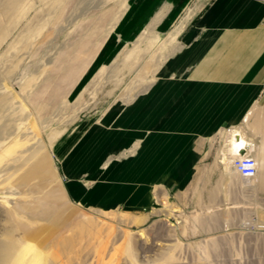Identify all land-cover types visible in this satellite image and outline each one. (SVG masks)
<instances>
[{"label": "rangeland", "instance_id": "1", "mask_svg": "<svg viewBox=\"0 0 264 264\" xmlns=\"http://www.w3.org/2000/svg\"><path fill=\"white\" fill-rule=\"evenodd\" d=\"M124 1L23 0L16 7L10 6V0H0L3 4L0 8V95H9L19 108L13 116L16 118L13 128L1 139L0 162L12 144L17 152L33 150L32 157L23 162L27 164L21 165L22 169L15 170L18 166L10 163L0 170V244L5 247L7 257L0 264H264V169L257 189L242 187L240 178H234L229 184L220 158L215 160L217 151L210 163L216 161L218 165L208 168V162L203 164L202 159L198 160L192 169L194 174L188 176L192 181L188 183L176 184L169 172L174 169L165 171V167L156 183H129L119 172L116 176L112 174L115 164L131 160L138 152L115 159L107 168H98L96 173H90L89 168L79 172L80 165L74 171L73 163L72 173L65 170L75 153L81 154L90 145L95 128L99 131L107 126L105 130L115 135L131 134L135 130L133 123L126 124L132 120L126 113L139 102L140 96L132 98L130 106L125 105V100L135 87L134 70L142 62H128L131 69L120 62L110 65L124 49L107 47L116 28L109 37L101 39L103 45L98 57L91 66L82 69V76L65 88L62 84L64 70L74 59L75 51L70 47L73 39L91 34L89 43L95 45ZM105 12L110 16L107 21L103 18ZM71 17L77 18L73 25L68 24ZM63 27L67 29L61 31ZM165 38L149 34L147 42L153 41V46L145 42L136 46L138 59L173 55V49L159 48ZM77 46L75 50L80 48ZM92 50L81 48L82 55H78L74 66L86 61ZM105 65L109 67L107 70ZM102 69L106 71L100 74ZM148 76L143 80L146 86L152 84V77ZM54 100L59 107L52 108ZM251 113L249 123L260 126L259 130L246 123L239 127L244 128L250 139L258 136V141L264 142V106ZM135 121L138 123L137 118ZM147 131L142 126L140 133H144L145 140ZM54 136L57 139L51 143L50 138ZM221 150L217 152L218 157ZM86 155L81 157L88 163ZM47 157L49 168L42 169L39 166ZM44 183L46 186L41 190ZM128 185L135 191L147 188L151 198L146 199V205H90L89 194L92 196L98 190L101 193L108 187L112 195L114 192V200H120L117 193ZM27 186L30 190H26ZM32 191L36 194L35 201L48 192L57 195L55 206L60 220L57 225H45V230L38 228L37 231L34 224L29 237L18 227L13 212L18 209L24 215L34 206ZM125 192L127 197L134 194V190ZM28 198L30 206H21ZM31 247L35 251H27ZM36 253L41 255L40 263L33 262Z\"/></svg>", "mask_w": 264, "mask_h": 264}, {"label": "crops", "instance_id": "2", "mask_svg": "<svg viewBox=\"0 0 264 264\" xmlns=\"http://www.w3.org/2000/svg\"><path fill=\"white\" fill-rule=\"evenodd\" d=\"M123 3L126 4L124 10L109 20V28L95 45L89 43L91 34L73 39L72 44L80 47L73 53V58L82 55L81 48H93L91 55V52L85 51L88 54L84 66L79 67L81 73L85 66H91L98 57L103 45L101 39L109 37L115 28L107 47L119 46L124 49L111 64L124 58L144 32H152L158 37L166 36L159 48H171L174 53L161 67L160 79L164 84L155 90L152 112L154 127L151 132L147 131L153 134H146L148 139L145 140L144 135L138 133L143 111L148 106L133 107L128 110L126 117L132 119V127L136 130L134 133L137 132L138 135H133L132 131L118 143H113V147L109 148L110 152L109 149L105 152L108 157L105 158L104 165L96 162L103 152L99 147H91L92 145L84 147L87 152L75 153L72 157L74 161L70 160V164H75L74 171L80 165L79 172H85L84 168H89L90 173H96L98 168L105 165L104 168H107L115 159L121 160L138 152L131 160L115 164L112 174L116 176L119 172L120 177L124 176L122 179L129 183H156L161 176V169L165 167V171L174 169L169 172L176 184L182 181L188 183L192 181L188 176L194 174L192 169L195 162L202 159L203 164L208 162V168L218 165L216 161L211 165L210 159L215 151L222 149V143L225 144V132L246 121L248 124L249 113L264 106V0H125ZM123 3L118 5V10ZM108 15L104 18L106 21L110 17ZM115 18L118 19L117 22ZM73 61L67 67L69 70L74 65ZM81 76L79 74L78 77ZM136 118L138 123H134ZM106 128L108 127L103 126L104 130ZM255 139L258 140V136ZM141 141L144 142L141 150L139 145L118 157L110 155L135 142L140 144ZM217 152L215 160L221 155L220 152L218 157ZM86 153L88 163L81 157ZM70 164L65 170L72 173ZM39 167L49 168L48 157L43 159ZM178 175L180 176L177 178ZM28 187L26 190H30ZM34 189L32 188L33 191ZM127 189L134 190V194H128L127 197ZM146 190L147 188H143L135 191L134 187L128 185L117 193L121 199L114 200V192L112 195L111 190L106 187L101 193L100 190H95L97 192L92 196L89 194L92 202L88 198L90 205L110 207L122 204L124 207H134L146 205V199L151 198ZM33 191L32 200L36 195ZM31 199L28 198L21 206L28 208ZM57 202V195L48 192L37 199L34 206L26 210V214L22 215L18 209L14 211L13 219L25 235L32 237L34 224L38 231V228L45 230V225L59 223L60 216L55 206Z\"/></svg>", "mask_w": 264, "mask_h": 264}, {"label": "bare ground", "instance_id": "3", "mask_svg": "<svg viewBox=\"0 0 264 264\" xmlns=\"http://www.w3.org/2000/svg\"><path fill=\"white\" fill-rule=\"evenodd\" d=\"M23 1V0H10V6H18V4ZM126 3V2H125ZM72 4V3H70ZM79 5V4H78ZM126 4L123 3V6H121L120 8V12H122L124 10V7H125ZM3 6V4H0V8ZM87 6V5H86ZM88 8V6H87ZM82 12V11H81ZM108 12L104 13L103 15V18H105V16L107 15ZM0 14H1V11H0ZM120 14V13H119ZM74 16V15H72ZM75 17V16H74ZM72 18V19H71ZM68 21V24H75L77 21L76 19L73 17H71ZM116 20V18H115ZM114 20V21H115ZM118 20V19H117ZM116 20V22H117ZM115 22V23H116ZM67 28H62V30H65ZM152 32H149V31H146L144 32L140 38H138L137 42H135V46L133 48H131L130 50H128L126 52V55L124 58H121L118 60L115 61V63L118 64V62H120L122 65L128 67L129 65V68L131 69V65L128 63V62H142L141 64L139 63V65L136 67V69L134 70V76H135V87L131 90V93L128 94L129 95V98H127L125 100V105L128 106L129 104L131 105V102L134 100L132 98L135 97V99L139 98L140 96V100L139 102L137 103H134V107L138 106L139 108H141L142 106H145L146 103L150 102L149 106L143 111L144 113V116L141 120V128L142 126L144 127H148L149 131L148 132H151L153 130V127H154V124H153V101H154V94H155V90L156 88H159L160 86H162L164 83L163 81H161L160 79V71H161V67L164 66L166 63L165 61L168 60V58H163V57H158L157 58H153V59H147V60H139L138 59V50L136 48V46L138 45H141V43H147L149 44L150 43V46H153V41L152 42H147L149 41V34H151ZM86 36V35H85ZM170 39V38H169ZM146 44V45H147ZM71 48H74L73 51H75V46L73 44L70 45ZM148 47V46H147ZM177 48V47H176ZM154 49V48H153ZM151 49V50H153ZM72 51V52H73ZM125 51V50H124ZM124 51H122L124 53ZM145 51V50H144ZM147 51V50H146ZM162 51V50H161ZM151 52V51H150ZM146 53V52H145ZM149 53V52H148ZM162 53V52H161ZM159 53V54H161ZM164 54V53H163ZM151 55V54H150ZM120 56V55H119ZM122 56V55H121ZM156 56V55H155ZM148 57V56H147ZM119 58V57H117ZM52 60V59H51ZM74 61L72 62L73 64H75V62L78 60L77 58L76 59H73ZM48 63V62H47ZM85 64V61H81L79 63H77V65H73L72 69L69 70L68 68H66V70H64L65 72V81L62 82V84H64V88L67 87L70 82H74L77 77L79 76L80 74V66H84ZM120 64V65H121ZM138 64V63H137ZM111 66L113 64H110ZM136 64H132V66L134 67ZM119 67V65H118ZM168 67V66H167ZM109 67L107 66L106 70L108 69ZM113 68V67H112ZM117 68V67H116ZM105 69V68H104ZM102 69L100 71V74H103L106 70ZM117 69H115V72H116ZM120 70V69H119ZM123 70V69H122ZM121 70V72H122ZM125 71V70H124ZM129 71V70H128ZM114 72V71H113ZM127 72V71H126ZM36 74V72L34 73V75ZM121 74V73H120ZM148 75H150L152 77V84L149 85V86H146L144 85V82L143 80L145 78H150ZM34 77V76H33ZM159 78V81H157ZM27 85V84H26ZM29 85V84H28ZM62 86V87H63ZM141 96H143L141 98ZM132 99V100H131ZM55 100H57V97L55 98ZM54 100V101H55ZM79 101V100H78ZM76 101V102H78ZM54 105L52 106V108H54L55 105H57V107H59V105L57 104V102L55 101L53 103ZM133 104V102H132ZM17 104H15L9 95H0V143L2 142L1 139L7 134L8 131L11 130V128H13L14 124L15 123V119L13 118V116L15 117V113L19 110L18 107H16ZM129 105V106H130ZM129 108V107H128ZM129 109H132V108H129ZM127 109V110H129ZM54 110V109H53ZM22 111V109H21ZM20 112V111H19ZM63 112V111H62ZM24 113V112H23ZM22 113V114H23ZM60 113V112H59ZM142 113V114H143ZM253 115V113H249L248 117L250 119V117ZM20 124H22V122H19ZM131 121H127L126 124H130ZM246 123V122H245ZM19 124V125H20ZM43 125L45 124V122L42 123ZM125 124V125H126ZM151 124V125H150ZM247 124V123H246ZM248 124H250L248 122ZM17 125V124H16ZM21 126V125H20ZM19 126V127H20ZM133 126V124H132ZM128 125L125 126V128H127ZM248 127V126H247ZM252 128H255L257 129L258 128V125H251ZM233 128V127H232ZM229 129V128H228ZM259 129V128H258ZM98 128H95V131L93 134H91V137L93 139H95V141H91L90 145L91 147L93 146H96V147H99L101 149V152H103V155L99 156L98 157V164L99 165H104V160L107 156V154H105V152L111 147L113 143H118L116 142L117 141V138L118 137H122L123 135H128V133L125 132V134L123 135H115L114 133H110V132H107L105 130H103L102 128L97 131ZM141 130V129H140ZM136 131V130H135ZM143 131V130H142ZM251 131V130H250ZM31 132V131H30ZM34 131H32L33 133ZM36 133V132H35ZM140 133V132H138ZM138 133H134L133 131V135H138ZM28 134V133H27ZM144 134V133H143ZM148 135H152L153 133H147ZM132 135V136H133ZM252 136V135H251ZM264 136V135H263ZM253 137V136H252ZM251 137V138H252ZM256 137V136H255ZM40 138V137H39ZM28 139V138H27ZM41 139V138H40ZM57 139V137H52L50 138V142L52 143L53 141H55ZM225 145L223 146L222 148V151H221V155H220V161L221 163L223 164V167H224V174H225V179H228V183L230 184V182L234 179V178H240L242 180V187H248V186H251L253 187L254 189H257L260 187L258 181L262 175L261 171L262 169H264V157H263V154H264V142H259L258 140H256L254 137L252 139H250V137H248L247 133L245 132L244 128L242 127H237V128H234L228 132H226V135H225ZM131 140V139H130ZM37 141V140H36ZM22 142V141H21ZM24 142V141H23ZM30 142V140L28 141ZM87 144V142H85ZM123 142H121L122 144ZM120 144V146H121ZM140 144L139 142H135L133 144H131L130 146H125L126 148H124L123 150H117L114 154H110V155H114L116 157H118L119 155H121L122 153H126L128 151H131L133 149H135L136 147H138ZM32 146V145H31ZM87 147L88 144L86 145ZM124 146V145H123ZM15 144L11 145L10 146V150L8 152H4L3 156L5 159H3L4 161L3 162H0V170L3 169L4 166L8 165V164H13L15 163L16 166V169H20L21 165L24 166V164L26 165L27 163H23L24 161L28 160V158L32 157L33 155V150L32 149H26V150H22V151H14L16 150L15 149ZM90 147V148H91ZM120 148V147H119ZM149 149V148H148ZM88 150V149H87ZM96 150V149H95ZM110 152V150H108ZM138 151V150H137ZM136 151V152H137ZM247 151V152H246ZM87 152V151H85ZM114 152V151H113ZM129 154V153H128ZM245 155H251L252 157H254L256 159V161L258 162V175L254 178V179H244V178H241L237 172L233 169V159L235 156H245ZM78 156V155H77ZM76 156V157H77ZM91 157V156H90ZM123 157V156H122ZM60 160V159H59ZM71 160H73L71 158ZM74 161V160H73ZM72 163V162H71ZM90 163V162H89ZM96 164V163H95ZM71 165V164H70ZM75 165V164H74ZM106 166V165H105ZM104 166V167H105ZM26 167V166H25ZM70 167V166H69ZM75 167V166H74ZM24 168V167H23ZM22 169V167H21ZM85 169V168H84ZM67 170V169H66ZM69 170V169H68ZM264 177V175H263ZM72 179V178H71ZM264 179V178H263ZM234 182V181H232ZM264 184V181L262 182ZM250 190V189H249ZM147 191V190H146ZM143 192V191H142ZM145 193V192H144ZM83 226V225H82ZM9 244V243H8ZM3 245L0 244V262H3L5 263V256H6V250H5V247L3 249ZM5 250V251H4ZM9 251V250H7ZM27 251L29 252H32V251H35L34 248H28ZM40 256L39 254H35V257L33 259V262H36V263H40ZM7 261V260H6Z\"/></svg>", "mask_w": 264, "mask_h": 264}, {"label": "built area", "instance_id": "4", "mask_svg": "<svg viewBox=\"0 0 264 264\" xmlns=\"http://www.w3.org/2000/svg\"><path fill=\"white\" fill-rule=\"evenodd\" d=\"M232 165L241 178L249 180L258 175V162L251 155L235 156Z\"/></svg>", "mask_w": 264, "mask_h": 264}]
</instances>
